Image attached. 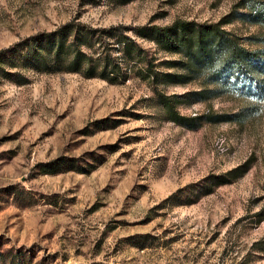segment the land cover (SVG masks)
<instances>
[{
    "label": "rangeland",
    "instance_id": "1",
    "mask_svg": "<svg viewBox=\"0 0 264 264\" xmlns=\"http://www.w3.org/2000/svg\"><path fill=\"white\" fill-rule=\"evenodd\" d=\"M235 1L0 0V47L60 24L71 38L76 26L68 23L78 22L121 23L138 45L108 44L127 69L114 80L67 68V59L44 66L16 54L6 64L0 264H264V217L255 213L264 205V104L240 123L189 127L165 118L157 90L181 95L183 113L235 110L250 99L183 95L199 86L196 79L155 84L143 74L146 62L163 69L177 52L135 27L176 17L217 20ZM223 25L245 43L264 32V24L241 18ZM58 156L82 168L65 158L43 168ZM244 161L237 176L215 181Z\"/></svg>",
    "mask_w": 264,
    "mask_h": 264
},
{
    "label": "trees",
    "instance_id": "2",
    "mask_svg": "<svg viewBox=\"0 0 264 264\" xmlns=\"http://www.w3.org/2000/svg\"><path fill=\"white\" fill-rule=\"evenodd\" d=\"M233 18L264 24V0H236L232 8L217 20H195L176 17L164 24L147 22L135 25L137 32L146 38L162 44L177 52L176 56L164 59L166 68H157L151 61L143 67V74L152 82L186 83L196 79L199 86L188 89L183 95L194 99H208L222 93L242 96L250 102L235 110L206 109L195 113H183L176 102L182 97L176 92L156 91V101L163 108L167 119L189 127L205 121L243 122L246 117L258 112L264 104V32L248 34L245 43L240 36L223 24ZM76 26L71 38L67 24L52 29L38 30L34 33L0 47V75L12 72L6 64L14 63L15 55L36 57L44 66L53 59L58 64L67 59V68H83L87 75H100L110 80L124 75L121 61L108 50V44L116 41L124 48H137L136 41L128 35L123 24L103 27H91L83 23ZM70 27V26H69ZM97 30L100 32L98 33ZM103 31H105L103 33ZM93 39L91 40V35ZM104 35V36H103ZM98 40L99 49L94 46ZM83 46L88 47L87 50ZM65 158L68 167L75 165L73 157L58 156L44 164H58ZM247 161L221 171L215 177L216 182H225L244 171ZM257 219L264 217V205L255 211Z\"/></svg>",
    "mask_w": 264,
    "mask_h": 264
}]
</instances>
